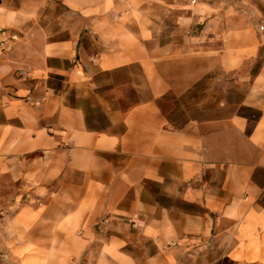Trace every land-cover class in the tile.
<instances>
[{
    "label": "crops",
    "instance_id": "0c3cea01",
    "mask_svg": "<svg viewBox=\"0 0 264 264\" xmlns=\"http://www.w3.org/2000/svg\"><path fill=\"white\" fill-rule=\"evenodd\" d=\"M2 29L15 264H264V0H0Z\"/></svg>",
    "mask_w": 264,
    "mask_h": 264
},
{
    "label": "rangeland",
    "instance_id": "374dc122",
    "mask_svg": "<svg viewBox=\"0 0 264 264\" xmlns=\"http://www.w3.org/2000/svg\"><path fill=\"white\" fill-rule=\"evenodd\" d=\"M210 87V86H209ZM215 88V86H213ZM202 86H194L190 89L189 95L187 96L183 92V87L176 88L173 93L169 94L165 99L159 101V105L165 112L168 121L174 125L182 124L186 120L187 114V97H200ZM204 88V86H203ZM191 97L189 99H191ZM3 242L0 237V264H15L13 259H10L4 250Z\"/></svg>",
    "mask_w": 264,
    "mask_h": 264
},
{
    "label": "built area",
    "instance_id": "2783aa9c",
    "mask_svg": "<svg viewBox=\"0 0 264 264\" xmlns=\"http://www.w3.org/2000/svg\"><path fill=\"white\" fill-rule=\"evenodd\" d=\"M0 34L2 35V39H0V46L3 48L18 38V34L13 31L2 29L0 30Z\"/></svg>",
    "mask_w": 264,
    "mask_h": 264
}]
</instances>
